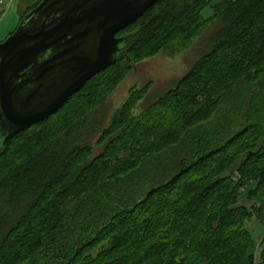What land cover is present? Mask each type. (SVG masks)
I'll return each mask as SVG.
<instances>
[{"label": "trees", "instance_id": "trees-1", "mask_svg": "<svg viewBox=\"0 0 264 264\" xmlns=\"http://www.w3.org/2000/svg\"><path fill=\"white\" fill-rule=\"evenodd\" d=\"M215 19V50L138 115L132 91L100 155L66 139L70 118H54L93 110L135 62ZM121 33L114 65L0 146V264H264V0H161Z\"/></svg>", "mask_w": 264, "mask_h": 264}, {"label": "water", "instance_id": "water-1", "mask_svg": "<svg viewBox=\"0 0 264 264\" xmlns=\"http://www.w3.org/2000/svg\"><path fill=\"white\" fill-rule=\"evenodd\" d=\"M160 1L41 0L0 42V127L8 130L0 133L1 146L53 115L92 77L114 65L128 41L118 34ZM42 60L53 68L44 69ZM44 75L48 89L56 85L57 93L36 94L45 91L35 84ZM26 86L34 93L23 99L16 93ZM33 102L40 107L24 111Z\"/></svg>", "mask_w": 264, "mask_h": 264}, {"label": "rangeland", "instance_id": "rangeland-1", "mask_svg": "<svg viewBox=\"0 0 264 264\" xmlns=\"http://www.w3.org/2000/svg\"><path fill=\"white\" fill-rule=\"evenodd\" d=\"M37 1L38 0H17V3L21 4L18 9L20 13L17 12L19 15L18 22L14 29L20 24L19 18L21 15L23 13L25 14L26 10ZM2 7V10L5 11L6 14L8 3L3 4ZM212 14L213 12L210 7H207L202 12V15L206 18ZM9 16L10 12L7 13L5 19ZM224 26H227V23L224 20L215 19L189 43L182 45L180 41L175 40L173 41L175 43L169 48L162 50L154 56L145 58L142 61L135 62L134 68L130 72L131 74L125 79L119 80L118 83L113 86V90L109 93L107 98L96 108L90 110L85 104L76 105V103L79 102L77 101L73 104L72 108H67L62 114H59L54 118V120L56 119V122L61 121L60 116L64 117V119L67 117L70 118L68 128L66 129V135L68 136L66 139L69 141V139H75V137L78 136L83 137L88 145L94 147L93 151H89L85 154V158H90V160H92L103 152L102 147L105 141L101 143L98 142L103 134L112 126L114 118L123 109L130 93L132 91L144 92V98H142L133 109V114L138 115L147 107V105L153 103L155 99L162 97L170 90L176 89L178 82L182 81L204 58V56L215 50L218 40H221L220 34L221 31H223L222 29ZM135 35L136 37L147 36L150 35V32L146 29H139L138 33ZM201 97L202 95H199L197 98L201 99ZM72 110H74L73 113L76 112L77 117H72ZM56 122L54 121V123ZM127 157H129L127 154L125 155L124 153H121L118 158L125 159ZM113 163L114 161L112 160L109 164V172L111 174L113 173V170L116 169V166L114 168ZM234 179L237 181L238 176ZM241 202L248 208L252 209L250 202H247L246 200ZM255 208H262L264 212V199L258 202ZM256 219L257 216H254L251 222L248 221V225L249 227L252 226V228L255 227L258 231L257 233H261L262 231L259 229L260 226H258L261 219H258L260 222ZM254 222L256 224H254ZM261 224L264 225V221H262Z\"/></svg>", "mask_w": 264, "mask_h": 264}, {"label": "flooded vegetation", "instance_id": "flooded-vegetation-1", "mask_svg": "<svg viewBox=\"0 0 264 264\" xmlns=\"http://www.w3.org/2000/svg\"><path fill=\"white\" fill-rule=\"evenodd\" d=\"M17 29V28H16ZM15 29V30H16ZM14 30V31H15ZM13 31V32H14ZM12 32V33H13ZM11 33V34H12ZM10 34V35H11ZM118 36H122V33L120 32L119 34H118ZM6 39V38H5ZM4 39V40H5ZM4 40H2V41H4ZM2 41H0V42H2ZM51 58V57H50ZM42 65H40V66H42L44 69H46V68H50V70L53 68V65H54V63H49V62H45L44 60H42ZM32 67V65H30L28 68H26L23 72H26L27 70H29L30 68ZM43 69V70H44ZM50 70H48V72L47 73H49L50 72ZM40 76V75H39ZM27 77H25V79H26ZM49 80L47 79V76L46 75H44V76H42V77H39L36 81H35V84L39 87V88H41V89H43V90H45V91H38L36 94H55V93H57V91H56V85H53L54 86V89H48L50 86H47L48 84H49ZM34 93V91L32 90V89H30L28 86H26V89H21V90H19L16 94H21L20 96L23 98V99H25V98H27V97H29L31 94H33ZM23 104V103H22ZM35 104L36 103H30V104H27L26 105V107H25V109H24V111L26 110V111H28V110H31V109H33V108H35V107H40V104H36V106H35ZM18 107H22V106H18ZM7 129V126L6 127H3V126H1L0 127V133L1 134H3V133H6L8 130H6Z\"/></svg>", "mask_w": 264, "mask_h": 264}, {"label": "crops", "instance_id": "crops-1", "mask_svg": "<svg viewBox=\"0 0 264 264\" xmlns=\"http://www.w3.org/2000/svg\"><path fill=\"white\" fill-rule=\"evenodd\" d=\"M8 3V9L3 11V4ZM21 3H17V0H0V41L7 38L15 29V25L18 22V13H20L19 5ZM10 9V10H9ZM10 12V16L5 19L7 13ZM20 21V18H19Z\"/></svg>", "mask_w": 264, "mask_h": 264}]
</instances>
